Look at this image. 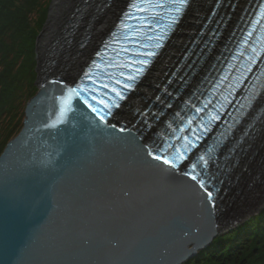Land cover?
<instances>
[{
	"label": "water",
	"instance_id": "1",
	"mask_svg": "<svg viewBox=\"0 0 264 264\" xmlns=\"http://www.w3.org/2000/svg\"><path fill=\"white\" fill-rule=\"evenodd\" d=\"M54 1L36 40L37 70ZM25 113L0 155V264H183L264 210L259 195V207L235 214L242 172L239 196L215 209L212 197L144 160L67 88H40Z\"/></svg>",
	"mask_w": 264,
	"mask_h": 264
},
{
	"label": "trees",
	"instance_id": "2",
	"mask_svg": "<svg viewBox=\"0 0 264 264\" xmlns=\"http://www.w3.org/2000/svg\"><path fill=\"white\" fill-rule=\"evenodd\" d=\"M51 0H0V155L24 125L38 93L36 40ZM183 264H264V210L227 234L217 235Z\"/></svg>",
	"mask_w": 264,
	"mask_h": 264
},
{
	"label": "bare ground",
	"instance_id": "3",
	"mask_svg": "<svg viewBox=\"0 0 264 264\" xmlns=\"http://www.w3.org/2000/svg\"><path fill=\"white\" fill-rule=\"evenodd\" d=\"M126 0H111L108 2V4H102L100 3L98 5V10L96 13V18L93 21V30L91 32V39L94 40L93 45H90L91 41L88 40L86 44L82 48H76L73 52V55L71 59L68 61V63L65 62H60V55L57 57L58 64L62 70V72H80L82 69L83 65L86 63L87 59L91 56L95 44L99 41L100 36L108 31L110 28L111 24L115 21L120 9H121V4H123ZM242 1V0H241ZM75 6V0H55L51 9L50 13V20L41 36L40 39V44H39V52L41 50H45L46 47L50 44V47L53 45V43L56 40L57 37V30L58 28L61 29L62 26L60 25H65L71 14L73 13V10ZM235 13V12H234ZM69 15V16H68ZM191 17V15H189ZM184 25L186 24H181L179 27V30H184L185 27ZM183 26V27H182ZM60 31V30H59ZM49 47V48H50ZM169 52V51H168ZM40 55V53H39ZM162 61V60H160ZM158 61V63L160 62ZM164 67V61L160 62L156 67H155V73H161L162 69ZM61 72V73H62ZM154 74V75H156ZM151 78V77H150ZM156 83L155 79H152V82L149 86V88L153 87L154 84ZM137 100H134V103H140L139 99L140 97L136 96ZM134 97V98H136ZM261 137L256 139L257 141L255 142V150L256 152L252 154L250 157L247 165H244L243 167L240 166V168L243 170L242 174L246 180L243 192L241 194L240 200L242 201L238 209L235 211V214H243L244 210L248 207V209L252 208H257L259 207L263 201L257 199L259 195H262V198L264 197V128L263 131L259 132ZM259 160L261 162L263 161V166L260 164L258 167V178H260L257 182L253 183L250 189H246L248 191H245V187L247 185V182H252L253 179L249 178L250 176L248 175L250 172L254 173V168L257 166V162L259 163ZM262 180V181H261Z\"/></svg>",
	"mask_w": 264,
	"mask_h": 264
},
{
	"label": "rangeland",
	"instance_id": "4",
	"mask_svg": "<svg viewBox=\"0 0 264 264\" xmlns=\"http://www.w3.org/2000/svg\"><path fill=\"white\" fill-rule=\"evenodd\" d=\"M52 1V0H51ZM76 1V0H75ZM69 16V15H68ZM187 22V21H186ZM61 26H63V25H60V27ZM184 26H186V25H184ZM60 29L58 28V30H57V33L59 34V31ZM94 31V30H93ZM180 33L181 32H179L178 33V35H180ZM176 39H178V37L176 36L175 37V40ZM91 41V43H90V45H93L94 44V42H92V41H94V40H90ZM49 47H50V44L46 47V49L45 50H41L40 51V55H39V60L42 62L45 58H46V56H47V54H48V51H49ZM40 62V63H41ZM37 69V68H36ZM35 84H36V86L38 87V85H37V80H36V82H35ZM38 89H39V87H38ZM22 119H21V124L23 123V120H24V118H25V116H24V110L22 111ZM263 128H264V126H263ZM263 128L261 129V131H263ZM258 166V165H257ZM249 176H251V174L249 173L248 174ZM250 178V177H249ZM246 188V187H245ZM245 191H247L246 189H245ZM240 206V203H238V205H237V208H236V210L238 209V207ZM199 252V251H198Z\"/></svg>",
	"mask_w": 264,
	"mask_h": 264
},
{
	"label": "snow or ice",
	"instance_id": "5",
	"mask_svg": "<svg viewBox=\"0 0 264 264\" xmlns=\"http://www.w3.org/2000/svg\"><path fill=\"white\" fill-rule=\"evenodd\" d=\"M195 179V177H193ZM209 195H211V193H209Z\"/></svg>",
	"mask_w": 264,
	"mask_h": 264
}]
</instances>
